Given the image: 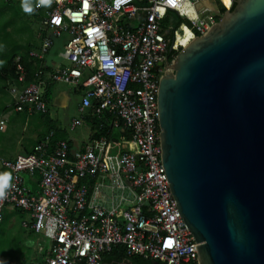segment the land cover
<instances>
[{
	"label": "built area",
	"instance_id": "obj_1",
	"mask_svg": "<svg viewBox=\"0 0 264 264\" xmlns=\"http://www.w3.org/2000/svg\"><path fill=\"white\" fill-rule=\"evenodd\" d=\"M214 2L219 12L209 0H52L40 28L52 37L30 53L40 63L37 80L26 84L16 57L9 108L44 114L47 85L62 83L81 96L70 129L87 126L89 134L72 148L51 143V131L29 154L0 161L10 172V185L0 191V223L5 208L20 210L27 217L23 228L41 239L35 259L21 264H103L119 248L152 263L198 264L162 168L157 95L161 77L185 48L177 41L182 27L204 36L234 0ZM168 12L182 20L178 28L163 27ZM63 36L55 63L65 65L45 73L53 39ZM94 117L98 124H87ZM7 120L0 116V132Z\"/></svg>",
	"mask_w": 264,
	"mask_h": 264
},
{
	"label": "water",
	"instance_id": "obj_2",
	"mask_svg": "<svg viewBox=\"0 0 264 264\" xmlns=\"http://www.w3.org/2000/svg\"><path fill=\"white\" fill-rule=\"evenodd\" d=\"M171 70L157 95L162 168L198 264H264V0H234Z\"/></svg>",
	"mask_w": 264,
	"mask_h": 264
},
{
	"label": "rangeland",
	"instance_id": "obj_3",
	"mask_svg": "<svg viewBox=\"0 0 264 264\" xmlns=\"http://www.w3.org/2000/svg\"><path fill=\"white\" fill-rule=\"evenodd\" d=\"M8 1L10 4H0V63L16 46L24 47L27 41L30 43L38 41L39 20L32 15L33 11H35L36 6H39V10L43 11L44 15L52 5V0ZM215 5L219 8L218 3ZM219 16L222 17L221 14L217 17ZM7 20H12V23L10 28L4 29L3 25ZM20 26L23 32L15 37L13 31ZM26 27L30 29L31 36L27 33ZM47 65L48 67H59L65 63L53 64L48 62ZM2 84L0 81V109L5 107L9 98ZM80 100V94H75L71 87L57 83L54 85L53 103L48 108L50 119L58 123L61 130L65 131L66 139L77 146L85 143L89 134L87 126L77 127L73 131L70 129L71 122L79 119L77 108ZM38 119L39 115L36 114L32 116L9 114L4 131L0 132V157L11 158L31 148L39 134L44 130L42 127L34 125ZM2 169V175L6 176L7 170ZM12 211L13 209L9 207L4 210L5 222L0 224V264H20L24 259L26 262L32 261L38 244L35 237L28 236L29 230L23 228L24 218L14 216Z\"/></svg>",
	"mask_w": 264,
	"mask_h": 264
},
{
	"label": "trees",
	"instance_id": "obj_4",
	"mask_svg": "<svg viewBox=\"0 0 264 264\" xmlns=\"http://www.w3.org/2000/svg\"><path fill=\"white\" fill-rule=\"evenodd\" d=\"M0 4H10V2L8 0H0ZM52 5L49 7V9H51ZM235 5H233L232 9L230 10V12L234 9ZM48 9V10H49ZM33 11V16L39 20V26H38V41L36 40V43H30L29 41L26 42L24 47L21 46H16L15 49H13L12 51H9L10 53H8L7 58L4 59L2 61V63H0V81L3 83L2 86L4 88V90H6V92L8 91V88L12 85H14L16 83V75H15V63L14 60L16 57H19L20 59V63L22 64V66L24 67L26 74H27V78H26V84H30L34 81L37 80L36 78V74L39 70V66L40 63L38 61H36L34 58H32L30 56L31 52H35L39 49L40 43L42 41L43 38H45L48 33L45 31H42L41 28V21L42 18L45 16V14L43 15V11L41 12V10L37 11V13ZM47 12V11H46ZM223 9H221V15H223ZM221 19V17H216V22H219ZM12 20H7L5 22V24L3 25V28L6 29L7 27L10 28V24ZM138 22L137 19L131 21L128 25L132 26L135 25ZM169 22H171V24L173 25V27L176 29L180 26V24L182 23V20H180V18L178 16H176L175 13L173 12H168L166 15V18L163 22V27L166 28V26L169 24ZM27 29V33H29V36H31V31L30 29ZM23 29L20 27L16 28L15 31H13V33H15V37H18L17 34H22L21 32ZM187 34V32H186ZM185 34V35H186ZM10 35V34H9ZM10 37H12L10 35ZM188 40L187 35L185 36L184 40L181 42L182 45H185L186 42ZM17 41V40H16ZM169 60L171 59V55H168ZM44 72L48 73L50 72V68L49 67H44ZM55 84H49L46 87L45 93H44V98L45 101L47 103V112L44 114H39V119H38V127H42L44 130L39 134L37 140L33 143V145L31 146V149L38 143H40L51 131L54 133V135L51 138V143H55L58 141H64L66 136L65 133L58 127L57 123L55 121H52L49 118V113H48V108L52 103V99H53V88H54ZM8 94V92H7ZM10 110V108H8ZM7 108L5 109L8 110ZM4 111V112H5ZM17 115H24L27 116L26 114H17ZM87 124L93 126L98 124V118L94 117V119H89L86 121ZM122 135L124 137H128V133L127 132H123ZM69 144V143H68ZM70 145V144H69ZM31 151L26 149V154H29ZM12 214L15 216H20V217H24L26 216L22 211L20 210H16L13 209ZM4 221V214H3V219L1 221L0 224H3ZM28 236L29 237H34V234L31 230H29L28 232ZM35 259V256H32V260ZM124 260H129L132 264H152L151 260L148 259H143V258H139V257H130L128 258L125 254V252L122 249H114L112 250L110 253L106 254L103 256V262L105 263H111V262H117V263H121ZM23 262H26V260L24 259ZM21 262V263H23ZM20 263V264H21Z\"/></svg>",
	"mask_w": 264,
	"mask_h": 264
},
{
	"label": "crops",
	"instance_id": "obj_5",
	"mask_svg": "<svg viewBox=\"0 0 264 264\" xmlns=\"http://www.w3.org/2000/svg\"><path fill=\"white\" fill-rule=\"evenodd\" d=\"M205 5H206V3H205ZM49 35V37H52L51 36V34H48ZM47 35V36H48ZM56 39H58L57 40V42L55 43V45L53 44L52 45V47H51V52H52V55H51V57H52V59L54 58L55 59V54L58 52V51H60L61 50V48H62V46L64 45V43H65V40H66V37L65 36H63V37H60V38H56ZM55 40V39H54ZM53 43H54V41H53ZM51 63H55V60H52V62ZM48 66V65H47ZM50 68H52L53 66H49ZM75 93V92H74ZM52 94H54V88H53V92H52ZM9 96V95H8ZM52 103H53V99H52ZM52 103H51V105H52ZM9 106H10V96H9V98H8V102L6 103V105H5V107L3 108V109H0V116H5V117H7V119L9 118V114H14L13 112H12V110H9L8 108H9ZM8 109V110H6L5 111V109ZM5 111V112H4ZM50 118V117H49ZM52 120V119H51ZM7 123H8V120H7ZM34 125H38V121H36V123H34ZM57 125H58V123H57ZM58 127H59V125H58ZM60 128V127H59ZM61 129V128H60ZM63 131V130H62ZM64 133H65V131H63ZM1 138V137H0ZM64 141H66V142H68L69 144H70V146L72 147V148H76L77 147V145L76 144H74L72 141H68L66 138H65V140ZM79 146V145H78ZM28 150H30L31 151V148H29ZM23 154H26V152H21L20 154H17V155H14V156H12L11 158L10 157H8V158H4V157H0V161H2V160H4V161H10V160H13L16 156H18V155H23ZM1 166H0V191L1 190H3L4 188H6V187H8L9 185H10V172L9 171H7V175L6 176H4V175H2V171H1ZM3 170V169H2ZM6 171V170H5ZM26 177V176H25ZM26 185L32 190V191H36L35 189H36V185L34 186V185H32V183H31V181L28 179V177L26 178ZM8 208V207H7ZM10 208V207H9ZM6 209V208H5ZM12 209V208H11ZM3 214H4V212H3ZM24 218V220L23 221H25L26 219H27V217L26 216H24L23 217ZM36 238V237H35ZM39 238H36V243L37 242H41V239H39Z\"/></svg>",
	"mask_w": 264,
	"mask_h": 264
},
{
	"label": "bare ground",
	"instance_id": "obj_6",
	"mask_svg": "<svg viewBox=\"0 0 264 264\" xmlns=\"http://www.w3.org/2000/svg\"><path fill=\"white\" fill-rule=\"evenodd\" d=\"M205 4V3H204ZM226 4H227V2H226ZM186 6V5H185ZM182 29H185L186 31H187V37H188V40H187V42H186V44L184 45V47H186V46H188L192 41H194L196 38L195 37H193V35H192V33H190V31L185 27V26H183L182 27ZM189 41H191V42H189Z\"/></svg>",
	"mask_w": 264,
	"mask_h": 264
},
{
	"label": "flooded vegetation",
	"instance_id": "obj_7",
	"mask_svg": "<svg viewBox=\"0 0 264 264\" xmlns=\"http://www.w3.org/2000/svg\"><path fill=\"white\" fill-rule=\"evenodd\" d=\"M180 31H182V32H179L177 34V41L181 43L184 40L185 36H186L185 35L186 34V30L185 29H181ZM103 264H108V263H103Z\"/></svg>",
	"mask_w": 264,
	"mask_h": 264
},
{
	"label": "clouds",
	"instance_id": "obj_8",
	"mask_svg": "<svg viewBox=\"0 0 264 264\" xmlns=\"http://www.w3.org/2000/svg\"><path fill=\"white\" fill-rule=\"evenodd\" d=\"M0 195H3V193H2V192H0Z\"/></svg>",
	"mask_w": 264,
	"mask_h": 264
}]
</instances>
